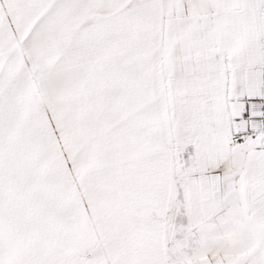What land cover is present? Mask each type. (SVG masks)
<instances>
[{"label":"snow or ice","instance_id":"obj_1","mask_svg":"<svg viewBox=\"0 0 264 264\" xmlns=\"http://www.w3.org/2000/svg\"><path fill=\"white\" fill-rule=\"evenodd\" d=\"M0 264H264V0H0Z\"/></svg>","mask_w":264,"mask_h":264}]
</instances>
